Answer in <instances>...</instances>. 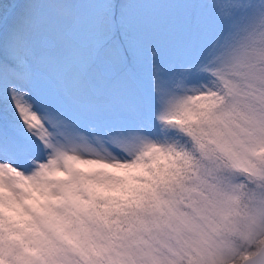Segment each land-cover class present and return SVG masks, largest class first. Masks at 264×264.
<instances>
[{
  "label": "snow or ice",
  "instance_id": "6c2138e0",
  "mask_svg": "<svg viewBox=\"0 0 264 264\" xmlns=\"http://www.w3.org/2000/svg\"><path fill=\"white\" fill-rule=\"evenodd\" d=\"M191 11L26 0L0 33V264H264V0Z\"/></svg>",
  "mask_w": 264,
  "mask_h": 264
},
{
  "label": "rangeland",
  "instance_id": "374dc122",
  "mask_svg": "<svg viewBox=\"0 0 264 264\" xmlns=\"http://www.w3.org/2000/svg\"><path fill=\"white\" fill-rule=\"evenodd\" d=\"M64 3H85L88 0H61ZM181 5H191V15L187 17L186 22L193 32L199 27V20L197 15V8L201 0H171ZM26 0H0V33L6 32L9 28L13 27L17 22L18 17L22 14ZM176 18L180 21H185L184 10L177 9ZM166 64H178L183 55L179 52L170 53L167 49L163 53Z\"/></svg>",
  "mask_w": 264,
  "mask_h": 264
}]
</instances>
